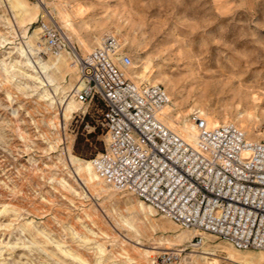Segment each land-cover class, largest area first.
Here are the masks:
<instances>
[{
    "label": "rangeland",
    "instance_id": "374dc122",
    "mask_svg": "<svg viewBox=\"0 0 264 264\" xmlns=\"http://www.w3.org/2000/svg\"><path fill=\"white\" fill-rule=\"evenodd\" d=\"M17 1L0 0V264H163L156 256L171 249H184L175 264H264V251L236 250L214 237L191 252L188 237L178 236L185 231L168 217L131 193L84 180L72 158L91 164L104 149L100 104L74 100L77 75L64 59L41 52L42 70L30 57L27 42L39 50L42 5ZM47 6L80 52L101 37L118 39L132 58V78L167 90L169 119L188 125L199 112L264 142V0Z\"/></svg>",
    "mask_w": 264,
    "mask_h": 264
},
{
    "label": "built area",
    "instance_id": "2783aa9c",
    "mask_svg": "<svg viewBox=\"0 0 264 264\" xmlns=\"http://www.w3.org/2000/svg\"><path fill=\"white\" fill-rule=\"evenodd\" d=\"M48 1L39 0L41 52L68 53L77 74L73 97L101 107L105 146L92 158L99 177L194 230L191 248L214 237L239 250H264V142L232 122L210 126L200 115L192 117L195 138L185 139L160 119L170 102L165 87L128 78L132 58L114 37L83 55ZM183 251H164L155 261L175 264Z\"/></svg>",
    "mask_w": 264,
    "mask_h": 264
},
{
    "label": "bare ground",
    "instance_id": "6f19581e",
    "mask_svg": "<svg viewBox=\"0 0 264 264\" xmlns=\"http://www.w3.org/2000/svg\"><path fill=\"white\" fill-rule=\"evenodd\" d=\"M15 2H17L18 4H21L20 1H17L15 0ZM49 2V1H48ZM48 2H45V5L47 6V3ZM59 3V6H61V9H60V13H61V17H68L69 13L67 11V9L63 6V3L62 2H58ZM50 9V8H49ZM51 12V10H50ZM52 13V12H51ZM53 15V14H52ZM54 16V15H53ZM34 34L36 35L37 37V40L39 41V50L38 52L32 48L31 44L27 42V48H28V52L30 54V57L32 58H35L36 59V62L39 64L40 68L42 70H45V65L44 63L42 62V58L43 56L41 55V51L43 50L42 49V46H41V43H40V40H39V37H38V30L37 28L35 27V31H34ZM67 37L71 40L70 36L67 34ZM110 37H114V36H110ZM105 37H101L100 39H97V46L101 45L102 43V40L104 39ZM115 38V37H114ZM116 39V38H115ZM119 44H120V47H122V43L116 39ZM122 49V48H121ZM86 51H88V46L85 47V49L81 50V53L84 55L86 53ZM41 55V56H40ZM48 55V54H47ZM48 57H52V58H55V59H64V61H66V65L73 69L76 73V67L75 65L71 62L70 60V55L66 52H62L56 56H48ZM34 59V60H35ZM77 75V74H76ZM127 77L130 78L131 80L135 81L132 76L129 74V72L127 71L126 73ZM136 82V81H135ZM145 82H148V83H153V84H159V83H154V82H150V81H145ZM12 85H13V82H11L9 80V84L7 86H5V89H6V93H10L12 91ZM79 85V84H78ZM73 89H72V96H73ZM76 100V99H74ZM77 101V100H76ZM77 103L80 104V102L77 101ZM171 104V99H170V102L163 108V110L161 111V114H160V119L169 127L171 128L172 130H174L175 132L181 134L185 139L191 141L195 138L196 136V129H195V124H194V121L193 119L191 118V121L188 125H186L185 123H181L179 122L176 118H171L169 119V114H168V110H169V105ZM70 104L64 102L63 103V106H62V109H61V116L64 118V119H67L69 117V114H70ZM171 106V105H170ZM194 115H200L202 116L203 118H205V120L207 121V118L202 114V113H199V112H194V113H191ZM188 123V122H187ZM208 125L210 126H216V125H212L210 124L208 121H207ZM222 124V123H221ZM235 124V123H234ZM219 125V124H218ZM240 127V126H239ZM241 128V127H240ZM245 132V131H244ZM246 134V133H245ZM247 136V135H246ZM251 140H257V139H251ZM72 161L76 163L77 167V172L80 174L81 171H85L87 173L86 176H84V180H87L88 182H90L92 185H97V184H101L103 186V191H105L106 189H112L113 191L115 192H121V191H118L116 189H114L110 184H108L107 182H105L101 177H99V175L97 174V172L95 171V168L93 166V162L91 161V164L90 163H87L85 165H82L80 159L78 158H75L73 157L72 158ZM94 172H93V170ZM89 189L92 191V187H89ZM138 198V197H137ZM139 199V198H138ZM141 200V199H140ZM142 201V200H141ZM143 202V201H142ZM145 203V202H143ZM146 205H148L147 203H145ZM139 206L141 207V209L144 208L143 204L141 202H139ZM149 206V205H148ZM151 208V206H149ZM173 222V221H172ZM174 223V222H173ZM176 224V223H175ZM177 225V224H176ZM178 226V225H177ZM184 230L185 232H181L178 234V236H183V237H188V242L190 243V239L191 237L196 233L194 230H191V229H182ZM188 235V236H186ZM204 244H202L201 246L199 247H195V248H191V252L193 251H196L198 249H202ZM231 246V245H230ZM232 247V246H231ZM234 248V247H233ZM236 249V248H234ZM238 250V249H236ZM264 251V250H262ZM147 255H150V253L146 252ZM261 258H259L260 260ZM245 263H251L253 264L254 262L251 260V259H245L244 260Z\"/></svg>",
    "mask_w": 264,
    "mask_h": 264
}]
</instances>
